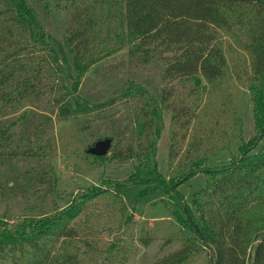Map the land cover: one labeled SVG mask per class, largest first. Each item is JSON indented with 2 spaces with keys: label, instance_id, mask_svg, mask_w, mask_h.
I'll list each match as a JSON object with an SVG mask.
<instances>
[{
  "label": "trees",
  "instance_id": "16d2710c",
  "mask_svg": "<svg viewBox=\"0 0 264 264\" xmlns=\"http://www.w3.org/2000/svg\"><path fill=\"white\" fill-rule=\"evenodd\" d=\"M36 2L48 12L51 4L60 9L64 31L58 33L41 23L29 0H0V82L11 73L10 66L30 64L27 74L13 85L12 96H2L3 102L11 104L13 98L18 101L40 92L49 77L61 81L64 88L54 96L62 117L129 99L137 136L125 156L134 162L123 179L93 185L63 207L11 220L0 218V264H79L71 253L60 259L55 254L56 242L74 235L71 222L86 201L134 183L143 184L145 192L166 191L183 211L174 210L177 220L192 231L168 236L162 245L175 239L179 245L149 264H195L199 258L205 264H264V143L254 149L264 137V0ZM105 2L118 3V10L104 11ZM229 14L245 34L241 46L249 54L247 59L228 57L218 40V28L233 31ZM117 19L119 23L111 27ZM125 38L136 62H153L160 69V98L132 78L112 82V92L105 98L79 94L78 84L86 70L121 49ZM198 77L204 83H189ZM236 82L252 92L257 134L247 140L234 105ZM165 109L170 112L169 175L158 169L156 160ZM36 115L32 110L21 118L19 140H31L30 134L37 140L45 120ZM238 139L235 154L233 142ZM40 151L32 149L31 153L39 155ZM222 151L230 153L229 162L206 164ZM106 154L93 155L99 159L124 156L121 151ZM198 171L204 172L205 185L188 202L178 185ZM139 238L144 244L151 241L146 233Z\"/></svg>",
  "mask_w": 264,
  "mask_h": 264
},
{
  "label": "rangeland",
  "instance_id": "374dc122",
  "mask_svg": "<svg viewBox=\"0 0 264 264\" xmlns=\"http://www.w3.org/2000/svg\"><path fill=\"white\" fill-rule=\"evenodd\" d=\"M29 2L36 8L38 20L48 29L58 33L64 31L65 23L59 8L51 4L48 12L36 0ZM111 4L105 2L103 10H118V3ZM228 16L233 31L218 28V40L228 57L241 55L247 59L249 54L241 46L245 34L236 18L232 14ZM118 23L119 19L108 26L113 27ZM123 44L121 49L86 70L78 84L79 94L105 98L112 92V82L132 78L145 84L155 97L160 98L163 86L160 69L153 62H136L128 52L131 45L126 44V38ZM29 66H10L11 73L5 81L0 82V218L7 220L63 207L76 194L93 185L102 186L107 180L123 179L132 170L134 162L125 156L128 144H135L137 136L134 108L129 99L90 112L62 117L57 111L54 96L64 92V88L61 81L49 77L40 92L18 101L13 98L11 104L3 102L2 96H12V92H15L13 85L17 78L27 74ZM199 80L200 84L204 83L202 77L189 79V83L196 85ZM51 83L53 88L49 87ZM232 91L238 95L234 105L242 116V137L247 140L256 132L252 92L241 82H236ZM32 110H36L37 119L45 120L43 130L36 137L37 140L30 133L31 140H19L21 118ZM46 116L50 118L46 119ZM162 117L156 160L158 169L169 175V110H163ZM98 136L111 137L106 155L121 151L124 156L99 159L89 153L87 146ZM240 141L233 142L235 154L238 153ZM263 143L264 137L254 149ZM32 149L42 151L39 155L32 154ZM229 160L230 153L222 151L209 157L206 164L218 166ZM204 185L205 174L198 171L179 183L178 189L183 198L190 202L193 194ZM143 189L144 185L140 183L127 184L113 187L111 191L86 201L71 222L74 235L61 237L56 242L55 254L62 259L63 254L71 253L79 264H149L165 251L178 246L177 239L167 245L162 244L168 236L175 237V233H192L189 227L177 220L174 210L180 213L182 209L166 191L155 189L145 192ZM193 209L197 215L196 209ZM143 233L151 236L148 244L139 238ZM249 252H253V247ZM195 264H205V261L199 258Z\"/></svg>",
  "mask_w": 264,
  "mask_h": 264
},
{
  "label": "water",
  "instance_id": "95a60500",
  "mask_svg": "<svg viewBox=\"0 0 264 264\" xmlns=\"http://www.w3.org/2000/svg\"><path fill=\"white\" fill-rule=\"evenodd\" d=\"M111 145V137H102L94 140L86 150L94 155H103L106 154ZM193 222V221H192ZM195 229L198 231V226L193 222ZM202 236V233H199Z\"/></svg>",
  "mask_w": 264,
  "mask_h": 264
}]
</instances>
